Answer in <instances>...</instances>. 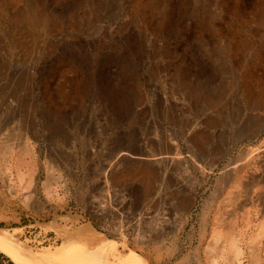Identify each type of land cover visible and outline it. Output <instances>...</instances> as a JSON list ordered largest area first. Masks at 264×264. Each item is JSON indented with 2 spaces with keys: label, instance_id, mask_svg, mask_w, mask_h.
<instances>
[{
  "label": "rangeland",
  "instance_id": "obj_1",
  "mask_svg": "<svg viewBox=\"0 0 264 264\" xmlns=\"http://www.w3.org/2000/svg\"><path fill=\"white\" fill-rule=\"evenodd\" d=\"M108 180L130 239L93 224ZM0 234L58 264L99 239L91 264H264V0H0Z\"/></svg>",
  "mask_w": 264,
  "mask_h": 264
},
{
  "label": "built area",
  "instance_id": "obj_2",
  "mask_svg": "<svg viewBox=\"0 0 264 264\" xmlns=\"http://www.w3.org/2000/svg\"><path fill=\"white\" fill-rule=\"evenodd\" d=\"M104 188V193L99 200L96 199L95 201L93 224L104 235L130 239L133 235L126 234L125 229L132 227L133 216L135 215L136 217V212L133 215L134 198L127 189L115 185L112 181L108 180L105 182ZM150 214L151 212L146 210H141L140 213H137L140 224L148 219ZM138 229L140 230L141 227H138ZM135 236L138 238L140 234L137 233Z\"/></svg>",
  "mask_w": 264,
  "mask_h": 264
},
{
  "label": "bare ground",
  "instance_id": "obj_3",
  "mask_svg": "<svg viewBox=\"0 0 264 264\" xmlns=\"http://www.w3.org/2000/svg\"><path fill=\"white\" fill-rule=\"evenodd\" d=\"M11 2H13V0H10ZM28 4V3H27ZM35 6V5H34ZM33 8V7H32ZM36 10V8H35ZM35 14V13H33ZM254 46V45H253ZM251 56V55H250ZM251 59V58H250ZM21 79L19 78L17 81L19 82ZM21 83H24L22 81H20ZM225 99V98H224ZM222 101L223 99L221 98V100L218 99V101L215 102H209V106L214 108V109H219L222 108ZM227 101V100H226ZM229 101V100H228ZM246 104L248 106V109L253 111L257 109V105L259 104L258 102H253L251 103L250 100H248L246 98ZM230 102V101H229ZM228 103V102H227ZM261 103V102H260ZM230 105V104H229ZM259 106V105H258ZM199 111V110H198ZM204 111V110H203ZM201 111H199L200 113ZM205 112V111H204ZM202 113V112H201ZM202 115H205V113H202ZM189 125V124H188ZM191 125V124H190ZM190 127V126H189ZM250 131V130H249ZM163 134V133H162ZM223 140V139H222ZM198 143V142H197ZM175 153V152H174ZM103 238V237H102ZM0 245L12 256L15 257H19L22 259H31V261H35V262H39V263H44V264H58V262H60L61 260H63V257L61 255H64V252H54L51 250H45L41 253L38 254H28V253H24L22 252L21 249L16 248L12 245L9 244L8 241V237L5 235L0 234ZM93 245L95 246L92 250L90 249H80L78 251H72L74 252L72 257L75 256V259H70L69 263L67 264H91L93 262H96L98 260H100L101 254H105L108 253V251H114L115 248H113V246L116 247V242L112 241V242H106V240L104 239H99L96 240L95 243H93ZM234 248V247H233ZM96 249V250H95ZM118 249V248H117ZM92 251V252H91ZM235 251V250H234ZM239 251V250H238ZM36 252V251H35ZM116 252V251H115ZM117 254L118 256H116L118 258V262H116L117 264H145V262L137 257L136 255L129 253L127 251H123L121 250H117ZM236 253V252H235ZM114 254V252H113ZM102 255V257H103ZM98 256V257H97ZM107 257V256H106ZM105 259V258H104ZM109 259V256L108 258ZM116 259V258H115ZM102 260V259H101ZM65 261V260H64ZM76 261V262H75ZM74 262V263H73ZM113 262V261H112ZM64 263V262H63Z\"/></svg>",
  "mask_w": 264,
  "mask_h": 264
},
{
  "label": "crops",
  "instance_id": "obj_4",
  "mask_svg": "<svg viewBox=\"0 0 264 264\" xmlns=\"http://www.w3.org/2000/svg\"><path fill=\"white\" fill-rule=\"evenodd\" d=\"M193 106H194V105H193ZM193 106H192V107H193ZM193 109H196V108L193 107ZM203 116H205V115H203ZM187 141H189L190 143H193V145L195 146L196 142L203 141V139H201V137H195V136H193L192 138H191V137L188 138ZM218 156H220V155H216V157H218ZM223 156H224V155H223Z\"/></svg>",
  "mask_w": 264,
  "mask_h": 264
},
{
  "label": "trees",
  "instance_id": "obj_5",
  "mask_svg": "<svg viewBox=\"0 0 264 264\" xmlns=\"http://www.w3.org/2000/svg\"><path fill=\"white\" fill-rule=\"evenodd\" d=\"M0 258L1 259H6L8 261V264H15L14 262H12L10 259H8L7 257H5V255L0 253Z\"/></svg>",
  "mask_w": 264,
  "mask_h": 264
}]
</instances>
